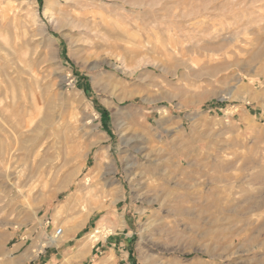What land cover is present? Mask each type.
<instances>
[{"label": "rangeland", "instance_id": "rangeland-1", "mask_svg": "<svg viewBox=\"0 0 264 264\" xmlns=\"http://www.w3.org/2000/svg\"><path fill=\"white\" fill-rule=\"evenodd\" d=\"M0 264H264V0H0Z\"/></svg>", "mask_w": 264, "mask_h": 264}, {"label": "bare ground", "instance_id": "bare-ground-1", "mask_svg": "<svg viewBox=\"0 0 264 264\" xmlns=\"http://www.w3.org/2000/svg\"><path fill=\"white\" fill-rule=\"evenodd\" d=\"M207 10V9H206ZM171 29V28H170ZM172 30V29H171ZM214 52V51H213ZM100 230V229H99ZM69 230L66 229H62L60 234L56 235L55 232L53 233L52 237L48 240V241H38V244L34 246V248L38 251H41L44 247L48 246V245H53V246H59V244L62 243V240L64 239L66 232ZM109 232H111L112 230L109 228L108 229ZM98 229L95 232L90 233L89 235V242H85L84 243V247L88 248L89 246H91V244H93V242H95L97 236L96 234H98ZM81 245V244H80ZM80 249V248H79ZM36 250H31L30 254H33L36 252ZM84 251H86V249H84ZM37 253V252H36ZM83 252H81L80 250L77 251L76 255L80 256ZM85 253V252H84ZM30 256V255H29ZM36 256V255H35Z\"/></svg>", "mask_w": 264, "mask_h": 264}, {"label": "crops", "instance_id": "crops-1", "mask_svg": "<svg viewBox=\"0 0 264 264\" xmlns=\"http://www.w3.org/2000/svg\"><path fill=\"white\" fill-rule=\"evenodd\" d=\"M49 224V222H47V224H46V226ZM98 244V245H97ZM100 243H96V245H97V249H98V247L100 246L99 245ZM120 245H123L122 243H118L117 244V246L115 245V244H113V246L112 247H118V246H120ZM22 243H18L17 245H16V247H15V251H20L21 250V248H22ZM95 245H93V246H91V248H90V252H92V250H94L95 249V247H94ZM104 247H105V245H103ZM109 249V248H108ZM83 251V250H82ZM111 252L115 255V249L113 248V249H111ZM86 254H88V252L86 253ZM108 254H110V253H108ZM83 255H84V253H83ZM83 255H81V257L83 256ZM46 255H44V257H45ZM126 255H124L123 254V256H122V259L124 260L126 257H125ZM47 258V259H46ZM53 259V256H50L49 255V257H45V261H47V260H52ZM116 259L118 260V258L116 257Z\"/></svg>", "mask_w": 264, "mask_h": 264}, {"label": "built area", "instance_id": "built-area-1", "mask_svg": "<svg viewBox=\"0 0 264 264\" xmlns=\"http://www.w3.org/2000/svg\"><path fill=\"white\" fill-rule=\"evenodd\" d=\"M61 233V229H57V230H55V234L56 235H58V234H60Z\"/></svg>", "mask_w": 264, "mask_h": 264}]
</instances>
